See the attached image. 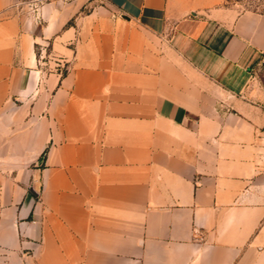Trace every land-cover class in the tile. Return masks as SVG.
Returning a JSON list of instances; mask_svg holds the SVG:
<instances>
[{
    "label": "crops",
    "instance_id": "1",
    "mask_svg": "<svg viewBox=\"0 0 264 264\" xmlns=\"http://www.w3.org/2000/svg\"><path fill=\"white\" fill-rule=\"evenodd\" d=\"M218 2L0 0V264H264V15Z\"/></svg>",
    "mask_w": 264,
    "mask_h": 264
},
{
    "label": "rangeland",
    "instance_id": "2",
    "mask_svg": "<svg viewBox=\"0 0 264 264\" xmlns=\"http://www.w3.org/2000/svg\"><path fill=\"white\" fill-rule=\"evenodd\" d=\"M209 2L210 0H204ZM217 4L222 6H233L240 12L253 11L264 15V0H216ZM257 78L264 83V56L257 68ZM0 156L7 157L8 155L0 153ZM6 162V163H5ZM3 165H10L6 160H2ZM1 165V164H0Z\"/></svg>",
    "mask_w": 264,
    "mask_h": 264
}]
</instances>
